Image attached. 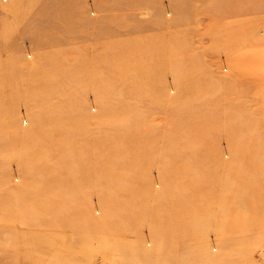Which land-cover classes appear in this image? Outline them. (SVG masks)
Listing matches in <instances>:
<instances>
[{
  "label": "rangeland",
  "instance_id": "374dc122",
  "mask_svg": "<svg viewBox=\"0 0 264 264\" xmlns=\"http://www.w3.org/2000/svg\"><path fill=\"white\" fill-rule=\"evenodd\" d=\"M0 264H264V0H0Z\"/></svg>",
  "mask_w": 264,
  "mask_h": 264
},
{
  "label": "bare ground",
  "instance_id": "6f19581e",
  "mask_svg": "<svg viewBox=\"0 0 264 264\" xmlns=\"http://www.w3.org/2000/svg\"><path fill=\"white\" fill-rule=\"evenodd\" d=\"M187 217H189V216H187Z\"/></svg>",
  "mask_w": 264,
  "mask_h": 264
}]
</instances>
